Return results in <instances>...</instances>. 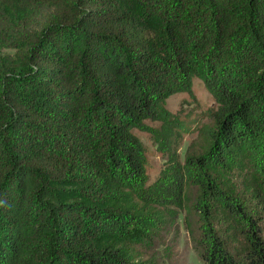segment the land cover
Wrapping results in <instances>:
<instances>
[{"label":"trees","instance_id":"trees-1","mask_svg":"<svg viewBox=\"0 0 264 264\" xmlns=\"http://www.w3.org/2000/svg\"><path fill=\"white\" fill-rule=\"evenodd\" d=\"M2 50L0 264H143L129 241L148 201L181 207L190 183L242 219L222 239L198 200L208 264H264V0H0ZM193 78L217 106L205 152L181 164L164 103ZM145 120L167 132L158 185L132 133ZM216 172L260 188L258 209Z\"/></svg>","mask_w":264,"mask_h":264},{"label":"rangeland","instance_id":"rangeland-1","mask_svg":"<svg viewBox=\"0 0 264 264\" xmlns=\"http://www.w3.org/2000/svg\"><path fill=\"white\" fill-rule=\"evenodd\" d=\"M0 52L13 53V50ZM216 106L212 96L198 78H193L190 92L177 93L166 99L164 109L170 113L171 119L178 120L182 125L183 135L177 150L181 164L185 163L187 156L205 152L208 144L206 126L210 124L212 120L210 114L216 110ZM165 129L159 120H145L143 128L132 129V133L143 147L146 185H158L162 179L171 178L169 154L166 147L161 144V139L167 134ZM215 176L217 179L220 176L223 191L232 202L250 212L258 209L261 190L260 188L258 190L259 197L252 199L250 188L246 185L248 179L244 175L227 173L218 175L216 172ZM227 187L230 191H227ZM205 196L197 185L190 183L184 187L181 207L169 202L164 205L148 201L145 211L150 215L147 221L138 225V230L136 228L133 231L132 239L129 241L133 260L143 264H208L206 243L209 234L202 224V216L198 209V200L205 199ZM210 201L206 198L207 203ZM137 205L143 206V202L138 200ZM138 206L136 209L140 211ZM209 217L210 228L221 235L222 239L225 237L228 241L234 237L242 238L240 233L232 228H240L242 219L230 218L219 201L215 205L210 202ZM240 241L242 239L234 243Z\"/></svg>","mask_w":264,"mask_h":264}]
</instances>
